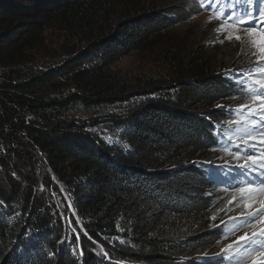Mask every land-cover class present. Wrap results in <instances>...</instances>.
<instances>
[{
	"label": "trees",
	"instance_id": "16d2710c",
	"mask_svg": "<svg viewBox=\"0 0 264 264\" xmlns=\"http://www.w3.org/2000/svg\"><path fill=\"white\" fill-rule=\"evenodd\" d=\"M158 2L0 0V264H205L221 252L235 221L208 211L236 174L204 159L247 137L240 107H257L242 76L259 67L180 32L164 41L199 2ZM47 29L77 40L51 63L34 56ZM155 47L164 68H113Z\"/></svg>",
	"mask_w": 264,
	"mask_h": 264
},
{
	"label": "rangeland",
	"instance_id": "374dc122",
	"mask_svg": "<svg viewBox=\"0 0 264 264\" xmlns=\"http://www.w3.org/2000/svg\"><path fill=\"white\" fill-rule=\"evenodd\" d=\"M159 1L160 2H158V5L161 10L170 9V11L173 10L174 7H177L179 5L184 6L186 4L184 7H189L190 3L199 2V0ZM198 5L199 7L194 9L195 12L191 10H189L188 12L184 11L186 14L180 23V19H176L178 22L173 25L171 31L169 32L168 36H166V39L164 41H168V39L173 38L176 33L180 32V35L178 34L176 36H178V40L181 44H185L186 42L187 44H189L193 41H195L196 43H200V45L204 46L203 48L205 49L206 53L210 51H215V53L220 55L219 58L221 60L225 59L223 61H227L230 63L236 61L237 63H240L242 61L252 63L259 59L258 54H253L254 50L258 53V49H256V45L254 43V41H256L258 37L248 35L245 30H241L237 27H234L232 23L228 22L220 16H217L215 12H210L206 10V4L198 3ZM177 10L180 9L177 8ZM258 30L264 31V28ZM236 35H240L241 40H235ZM43 37L44 44L40 49L35 52L34 56L41 59L44 58V60L49 63H51L55 59L64 57L65 49H70V47H72V45H75L77 42V40H74L73 42H71L70 40H66L64 34L59 30L55 29H47L44 32ZM159 48L160 47H155V49L152 51L142 50L132 52L129 55L119 58L113 64V68L115 70L128 73L130 76H136L139 73H152L157 69L164 68V65H162L163 62L161 60H158V57L156 56V53ZM148 51H150V53H148ZM234 68L236 67L228 65L224 67V69L231 70ZM245 105L252 106V104L250 103H246ZM245 111H249L248 107ZM81 115L87 118L89 114L81 113ZM255 139H258V137L254 133L251 137L239 136L237 138H233V140H231V143L229 144H242L246 141ZM232 159L233 157H231L228 152H225L223 149H212L209 153L206 154V158L204 160H206L205 164L211 165L215 170L220 171L223 174H227L225 172L229 169H221L216 166L222 165L226 161H231ZM231 184L232 183H223V189H217L218 191H226V193L223 195V197H221L220 201L215 203V205H213L209 209L208 215L212 220H220V218H223L222 220L224 221L227 217V219L239 222L238 220L243 214L249 211H253L254 209L259 207V199H261L260 197L256 198L253 201H240L238 203L240 193L232 190L230 187ZM39 187L41 191L44 190L46 193L50 192V190L44 188L42 184H40ZM49 195L51 194L49 193ZM256 227L259 226L257 225ZM251 231V228H243L239 231H236L234 234L228 236L223 241V243L216 246V248L221 251L222 248H225L228 244H231L236 241L239 236L244 234V232H249V234H251ZM245 257L246 256H242L240 264L251 263L250 258L247 262V260H245Z\"/></svg>",
	"mask_w": 264,
	"mask_h": 264
},
{
	"label": "snow or ice",
	"instance_id": "6c2138e0",
	"mask_svg": "<svg viewBox=\"0 0 264 264\" xmlns=\"http://www.w3.org/2000/svg\"><path fill=\"white\" fill-rule=\"evenodd\" d=\"M217 2L218 0H208L206 10L212 11L213 5ZM223 19L232 23L234 27L245 30L248 35L258 37L254 41L258 53L254 50L253 54H258L259 59L254 67H259L261 73H264V64H262L264 62V31L258 30L264 28V0H235L233 8L225 11ZM235 40H241V36L236 35ZM233 75L231 72L226 74L229 77H233ZM235 80L239 85L238 76L235 77ZM255 84L257 88H242L241 90L250 91L253 94V100L257 107V110L254 111L253 106H242L248 107L250 116L253 117L251 126L244 132V135L251 137L255 133L258 139L224 146V151L228 152L233 159L216 167L227 168L236 174L235 182L230 187L240 193L238 203L253 201L260 197L259 207L243 214L238 223L234 222V227L223 233L222 238H227L229 234H234L243 228H251V234L244 232L236 241L222 248L215 257L201 258L205 264H210L211 261L220 264L225 259H232L236 252L249 257L251 264H264V81L256 80ZM228 111L234 110L228 109ZM228 139L231 141V137ZM193 163L200 167L203 162ZM257 225L259 227H256ZM73 231L75 232V229ZM78 239L79 234L75 237V240Z\"/></svg>",
	"mask_w": 264,
	"mask_h": 264
},
{
	"label": "bare ground",
	"instance_id": "6f19581e",
	"mask_svg": "<svg viewBox=\"0 0 264 264\" xmlns=\"http://www.w3.org/2000/svg\"><path fill=\"white\" fill-rule=\"evenodd\" d=\"M247 37V36H246Z\"/></svg>",
	"mask_w": 264,
	"mask_h": 264
}]
</instances>
